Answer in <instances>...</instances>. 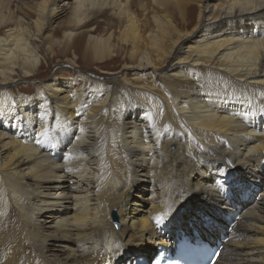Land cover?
Here are the masks:
<instances>
[{"label":"bare ground","instance_id":"bare-ground-1","mask_svg":"<svg viewBox=\"0 0 264 264\" xmlns=\"http://www.w3.org/2000/svg\"><path fill=\"white\" fill-rule=\"evenodd\" d=\"M46 57L122 67L23 92ZM194 232L264 264V0H0V264H136Z\"/></svg>","mask_w":264,"mask_h":264},{"label":"rangeland","instance_id":"rangeland-1","mask_svg":"<svg viewBox=\"0 0 264 264\" xmlns=\"http://www.w3.org/2000/svg\"><path fill=\"white\" fill-rule=\"evenodd\" d=\"M20 1L22 3L23 0H20ZM24 1L25 2H30V0H24ZM59 10H61L60 7H59L57 13L60 12ZM65 18L66 17L64 15L62 17L61 21L65 20ZM61 21L58 20L57 22H55L53 24L54 27L56 28L57 27V23L58 22H61ZM42 56H44V54ZM46 60H48L47 65H46L47 69H44L43 72L40 73V75L38 76L39 79H36V80L34 79V80L26 81V82H23L22 84H19L18 85V86H21V87L24 88V91L23 92H26L28 94L33 93L34 92V89H35V87H34L35 85H37L38 83H41L42 81H45V80L50 79V77H52V76H54L56 74H59V77L62 78V79H64V80L73 78L72 74H75V76H76L77 73L78 74L79 73L87 74V75H89V77H91L93 79H99V77H102V78L105 77V76H103L104 74H102L100 72V70H101V69H99L100 66H104V71H110V72H116V71L120 70V68L122 67V62H121V60L119 58L118 59L116 58L113 61H110L109 63H107L105 65H101V64L92 65V67H87V69L85 68V64H83L81 61H80L79 67H77V66H71V65H68V64L62 63V62L58 63V62L49 61L48 57H46ZM88 68H90V69H88ZM76 78H78V76H76L75 79ZM64 152L65 151H62L61 153L64 154ZM243 168H244L243 165L240 164V166H238V165L235 164L234 166H230L229 169H227V170H226V167H222L221 170H222V172L227 173L228 175H230L232 173H242ZM256 192H258V191H256ZM133 193H134V195H133ZM139 193H140L139 191H134V190L131 193L133 195V199H135V201H137L136 203H139V205H140V206H136L137 208H140L141 207L142 202L145 201L146 204H147V201L150 200V193H147L144 196L143 195H140ZM196 195H197L196 193L189 195V198H188V201H187V203L189 205L191 204L193 198H196ZM237 195L239 196L240 195V192ZM220 199L223 200L222 198H220ZM197 200L200 201V202L202 201V203H204L203 200H200V199H197ZM176 204L177 203H173L172 204L169 213L172 212V210L175 208ZM216 205L217 204H208V207L211 208V207L216 206ZM133 207H135V206H133ZM45 213H47V212H45ZM208 214H211V213L208 212ZM220 221H221V219H220ZM215 226L217 227L218 224L216 223ZM4 227H3L4 229L2 228V233L5 236L10 235V233L15 235V233L17 232V227L14 225V223L11 224V225L7 223V224L4 225ZM7 233H9V234L7 235ZM196 234H197L196 232L193 233V235H196ZM222 234H223V232H222ZM218 237H219V234H218L217 238ZM218 240H221V239H217V241ZM214 243L215 242H213L212 244H214ZM133 247H135V245L130 244V245H128V249L125 250V251H129V249L131 250V249H133ZM121 255L122 256H125L124 254H121ZM153 255H151V256H153Z\"/></svg>","mask_w":264,"mask_h":264},{"label":"water","instance_id":"water-1","mask_svg":"<svg viewBox=\"0 0 264 264\" xmlns=\"http://www.w3.org/2000/svg\"><path fill=\"white\" fill-rule=\"evenodd\" d=\"M114 221H115V224L118 225V218L116 216H114Z\"/></svg>","mask_w":264,"mask_h":264}]
</instances>
